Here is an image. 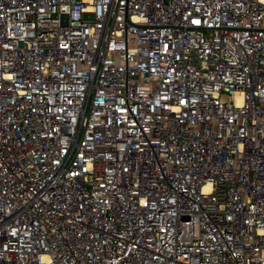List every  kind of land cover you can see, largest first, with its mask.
Instances as JSON below:
<instances>
[{"label":"built area","instance_id":"2783aa9c","mask_svg":"<svg viewBox=\"0 0 264 264\" xmlns=\"http://www.w3.org/2000/svg\"><path fill=\"white\" fill-rule=\"evenodd\" d=\"M0 264H264V0H0Z\"/></svg>","mask_w":264,"mask_h":264}]
</instances>
